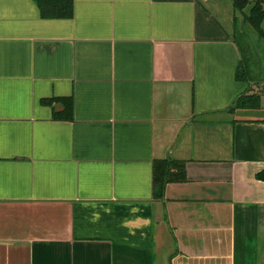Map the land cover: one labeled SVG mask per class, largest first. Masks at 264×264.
<instances>
[{
  "label": "crops",
  "instance_id": "1",
  "mask_svg": "<svg viewBox=\"0 0 264 264\" xmlns=\"http://www.w3.org/2000/svg\"><path fill=\"white\" fill-rule=\"evenodd\" d=\"M237 21L234 0H0V264H264ZM166 158L186 178L155 199Z\"/></svg>",
  "mask_w": 264,
  "mask_h": 264
},
{
  "label": "trees",
  "instance_id": "2",
  "mask_svg": "<svg viewBox=\"0 0 264 264\" xmlns=\"http://www.w3.org/2000/svg\"><path fill=\"white\" fill-rule=\"evenodd\" d=\"M42 19H69L73 15V0H33ZM248 0H234V8L243 13ZM243 15V27L235 24V43L241 55V61L237 68L235 79L238 82L253 83L264 79L258 75L259 59L255 49V41H264V0H256L249 9L248 14ZM257 47V46H256ZM260 77V78H259ZM261 98L257 94L248 91L238 95L229 112L237 109H257L260 107ZM71 109V103L68 104ZM68 118H71L68 115ZM185 162L169 158L155 160L153 162V197L162 199L164 189L169 183L184 182ZM258 179L264 178V174L257 175Z\"/></svg>",
  "mask_w": 264,
  "mask_h": 264
},
{
  "label": "rangeland",
  "instance_id": "3",
  "mask_svg": "<svg viewBox=\"0 0 264 264\" xmlns=\"http://www.w3.org/2000/svg\"><path fill=\"white\" fill-rule=\"evenodd\" d=\"M249 3L247 5V7L244 9L243 13L238 12V22L237 24L241 27H243L244 21H243V15L242 14H248L250 7L252 6V4L256 1V0H248ZM255 42V49H256V53L259 59V66L257 73L259 76H261L262 79H264V41H258V40H254ZM260 78V77H259ZM260 85H263L260 90L257 89H252L250 92L251 94H257L260 96L261 98V104L262 107L264 109V80L259 82ZM252 115L255 116L256 118H264V110H258V111H254L252 112Z\"/></svg>",
  "mask_w": 264,
  "mask_h": 264
}]
</instances>
